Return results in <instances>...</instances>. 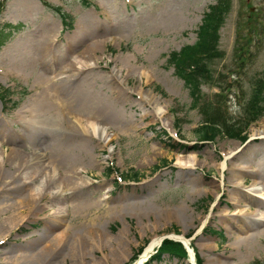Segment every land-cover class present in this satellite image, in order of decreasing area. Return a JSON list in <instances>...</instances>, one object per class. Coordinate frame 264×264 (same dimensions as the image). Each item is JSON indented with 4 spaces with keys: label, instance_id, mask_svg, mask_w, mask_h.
<instances>
[{
    "label": "rangeland",
    "instance_id": "rangeland-1",
    "mask_svg": "<svg viewBox=\"0 0 264 264\" xmlns=\"http://www.w3.org/2000/svg\"><path fill=\"white\" fill-rule=\"evenodd\" d=\"M216 1L48 0L72 16L73 27L67 29L44 0H0V27L5 32L12 30L10 25L19 27L3 36L2 40L11 35L0 48V91H13L7 103L0 96V165L6 167L0 172V241L9 242L0 245L4 252L0 264H8L3 255L12 257L25 249L34 254L45 251V239L62 229H70L65 254L44 264H74L68 255L73 239L86 245L76 257L77 264L82 258L81 264H114L107 259L121 246L117 238L124 239L127 248V256L117 264H133L155 235L189 237L203 264H211L212 248L221 253L237 245L228 222L237 220L233 213L247 212V206L243 202L234 208L236 175L231 164L225 172L221 166L234 147H258L260 140L252 135L264 128V116L251 125L247 120V99L264 78V0H232L221 28L222 55L211 62L213 82L202 86L205 101H219L230 124V130L214 141L199 137L203 115L193 107L187 85L169 62L173 52L196 42L204 13ZM89 46L96 50L91 58L97 66L86 72L78 64L77 70L62 73L68 70L70 58L84 61L82 54ZM119 69L120 81L129 71L137 72L127 78L126 97L115 95L109 84L110 73ZM144 91L155 97L156 108L145 103ZM73 97L72 101L84 104L90 99L97 102V118L107 124L109 141H92L85 149L78 139L62 142L49 129H25L37 113L45 120L54 119L60 113L58 99ZM35 119L42 124L38 116ZM232 128H247L245 139L236 137ZM27 146L39 157L20 159L11 153ZM240 162L245 161H234ZM52 169L54 181L52 177L41 187H49L48 196L56 197L53 206L33 213L10 211L12 203L21 201L27 189L33 192ZM77 170L83 178L79 188L54 191ZM133 172L143 175L139 181L120 176ZM18 180L28 184L23 185L25 191ZM253 181L248 177L247 185ZM172 210L174 218L169 217ZM62 213V225L50 231V220ZM256 225L260 231L251 239L250 252L240 263L231 264H264V221ZM90 239L94 251L87 246ZM153 258L145 263L193 264L192 254Z\"/></svg>",
    "mask_w": 264,
    "mask_h": 264
},
{
    "label": "bare ground",
    "instance_id": "bare-ground-1",
    "mask_svg": "<svg viewBox=\"0 0 264 264\" xmlns=\"http://www.w3.org/2000/svg\"><path fill=\"white\" fill-rule=\"evenodd\" d=\"M96 55V50L89 46L85 53L82 54V57H85V60H78L77 56L76 58L71 59L70 62L67 64L68 70L62 71L64 72H70V70H77V65H80V68L83 69L86 67V72L92 71L95 66H97L98 61L95 58H91V56ZM127 60L130 61L129 57H126ZM70 64V65H69ZM99 65V64H98ZM120 72H122V69L117 70L116 72H111L109 76V84L113 85L115 87V95L120 94L122 97H126V89L127 86V78H129V75H136L137 72L129 71L127 76L123 78L122 81L120 77ZM71 73V72H70ZM146 74V73H145ZM147 75V74H146ZM143 94L147 95L144 98L145 103L152 104L154 108H156V99L155 97H149L151 93H146L145 91ZM76 97L73 98H65V99H58V106H59V115L55 117L54 119L45 120L44 118H40L39 113H37L35 116H31L30 119L27 121V125H24L25 129L29 128H40V129H49L53 134H55L58 139L62 142H66L68 140L72 139H78V141L81 143L82 147H85V149H89V142L92 145L93 142H107L110 139V136L107 133V126L106 123H104L101 120L97 118V115L99 114V107L97 102L90 99L89 101L81 102L79 99L74 100ZM115 98H121V97H115ZM155 102V103H154ZM72 103V105H71ZM75 112L76 114L72 113ZM78 114V115H77ZM32 115V113H29L28 116ZM39 118L40 121H42V124L38 125L35 118ZM164 116V114H163ZM72 117H77L76 120L72 119ZM83 117H86V120L83 119ZM102 122L103 126H100L99 123ZM22 129V130H25ZM18 136H22L19 134ZM11 137V136H9ZM7 137V139L9 138ZM252 139H259L260 143L258 144V147L251 148L249 150H239L238 146L234 147L232 150H230L229 154L226 156L225 160L222 163L221 171L225 172L227 169H229V164H231L230 170L234 173L236 180L234 181V192L237 194L236 201L233 202V206L236 209L237 206L241 205L243 202H245V205L247 206V212H236L233 213L238 218L237 220H231L228 222L230 225L229 230L231 234L236 236V246H232V250H228V248H224L221 253H219L216 248L211 249V254H213L212 262L211 264H231V261L237 260L238 262L241 261L244 257V254L250 252V248H248L249 244H251L252 240L260 231L259 226H253V224L258 223L259 225H262V221H264V128L262 131H256L252 135ZM18 140V139H15ZM256 146V145H255ZM11 153H13L17 158L23 159L24 157H39V152L37 150H32L31 153L29 152V146L25 147L23 151L21 150H11ZM251 155L255 158L251 159ZM27 158V159H28ZM58 160V159H57ZM245 161L240 162V164H235L234 161ZM19 159H17L16 162H18ZM29 161H33L32 159H29ZM15 162V163H16ZM26 162V161H25ZM7 165V164H5ZM6 167L2 168L0 165V172L4 171ZM181 169H183L184 172H187V166L182 165ZM55 170L49 171V176L45 180H40L41 182L33 186V192H28V189L25 191V187H28V184L24 181L18 180V186L20 189L24 190L26 195L22 197L21 201H15L12 203V211H16L17 209H23L19 213H22L25 209H28L29 213H33L35 211H38L42 208L52 207L53 201L56 197L48 196L51 192L49 190L50 188H42V183L46 181L47 184H49L50 179L53 177H56V175H53V172ZM81 172L77 170V172L73 173V175H70L68 177H65L64 181L59 183L57 185V190L54 191H62V193L65 191V188L75 189L79 188L83 184V178L80 176ZM6 177V176H5ZM248 177L253 179V183L247 185ZM12 179V178H11ZM13 182V179H12ZM198 183V179H197ZM22 184V186H21ZM22 191V192H24ZM23 194V193H22ZM20 194V196L22 195ZM218 197V196H217ZM50 204V205H45ZM62 208H65V206H62ZM8 211V210H7ZM19 213H16V215H19ZM170 218L176 217V212L174 210L169 211ZM32 215V214H31ZM38 215V214H36ZM258 217V218H256ZM64 221V213H62L60 216H57L53 219H51L50 223L48 224L50 227V231H52L54 228L57 229L60 225H62ZM182 221V220H180ZM207 221V218L205 220H202L201 226L198 229V231H201L203 229V226H205V223ZM69 235H70V229H62L59 230V232L55 236H50L49 238L45 239L46 242L44 244V250L43 252L39 253H28L27 249L23 250L22 254H12V257L9 255H3L2 259L4 263L8 264H44L47 259L51 257V259L57 258L59 256L64 255V251L67 248V245L69 243ZM172 236L177 239H182L185 241L192 254V262H195V258L193 257L194 250H192V245L190 246V239L185 237L184 235H176L174 233L169 234V236ZM243 235V236H239ZM165 235H155L151 238L149 243L145 246L144 251L140 254L138 259L133 264H144L155 252L157 247L161 244L163 238ZM121 244L120 247H115L113 249L112 256L113 258L107 259V261H115L114 264H117L116 262L122 259L124 256H127V248L124 243V239L117 238ZM9 242L6 241H0V245L4 246L8 244ZM93 241L90 239L87 243V246L89 248L92 247V250H95ZM243 245L246 246L247 249H243ZM0 246V255L4 254V252L1 250L3 248ZM83 246L85 247L83 249ZM27 248V246H25ZM124 248V249H123ZM80 249L85 252L86 251V245L80 244V241L78 239H73L70 251L68 255H72V260L74 264H77L76 257L79 255ZM74 253V254H73ZM49 256V257H48ZM66 255L64 256V258ZM81 259V256H80ZM83 259V258H82ZM81 259V260H82ZM80 260V264H81ZM240 263V262H239ZM47 264V263H46ZM50 264V262H49ZM107 264V263H103Z\"/></svg>",
    "mask_w": 264,
    "mask_h": 264
},
{
    "label": "trees",
    "instance_id": "trees-1",
    "mask_svg": "<svg viewBox=\"0 0 264 264\" xmlns=\"http://www.w3.org/2000/svg\"><path fill=\"white\" fill-rule=\"evenodd\" d=\"M231 7L232 0H218L215 4L211 5L205 13L202 25L199 28L196 44L184 47L180 53L173 54L171 58L177 71L188 85L195 104H198L200 97H202L201 79L212 78L210 76V73L212 74L210 64L214 59L221 56L219 48L220 29L224 25ZM54 10L59 12L66 25L71 26L67 20V18H70L67 13L61 11L60 7H54ZM263 89L264 78L256 82L252 92L253 95L248 102L247 111H249L250 117H247V120L250 121V124L264 115ZM1 96L6 99L7 93L1 94ZM204 115L206 118L205 123L198 129L201 139L213 141L218 135L222 134V131L230 130V124L225 112L217 105L213 103L205 104ZM232 130L236 129L232 128ZM236 132V137H240V132H244V130L239 129ZM245 137L246 135L241 136L242 139H245ZM165 254L182 258L188 257L183 244L173 240H165L154 258L160 259ZM201 263L202 261L198 258V264Z\"/></svg>",
    "mask_w": 264,
    "mask_h": 264
}]
</instances>
